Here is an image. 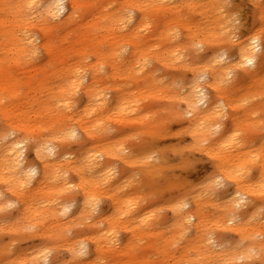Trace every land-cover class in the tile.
Segmentation results:
<instances>
[{"label":"bare ground","instance_id":"1","mask_svg":"<svg viewBox=\"0 0 264 264\" xmlns=\"http://www.w3.org/2000/svg\"><path fill=\"white\" fill-rule=\"evenodd\" d=\"M249 1L239 40L225 0H45L33 12L0 1V209L16 204L0 264H264V0ZM160 93L190 149L235 184L222 204L217 177L165 217L135 197V172L151 196L168 182L166 150L123 144L125 128L152 127ZM216 228L233 241L217 248Z\"/></svg>","mask_w":264,"mask_h":264},{"label":"rangeland","instance_id":"2","mask_svg":"<svg viewBox=\"0 0 264 264\" xmlns=\"http://www.w3.org/2000/svg\"><path fill=\"white\" fill-rule=\"evenodd\" d=\"M4 2L7 7H18L21 10L27 12H33L35 9L39 8L40 5L45 0H0ZM227 2L228 7L234 11V16L238 17L239 20L235 22V25H238L237 28L232 29V34L234 35V39L239 40L244 38L249 34V27L245 23L244 18L251 13L253 9V4L249 0H225ZM238 6V7H237ZM1 7V4H0ZM247 11V12H245ZM248 13V14H247ZM245 16V17H244ZM230 49L229 51H231ZM184 54L183 61L187 62L189 56L186 52L182 51ZM45 58V52L40 49L38 54L37 61L43 60ZM93 60V57L87 58L88 63ZM172 61V59H169ZM162 71V69H160ZM16 71V70H15ZM17 72L22 73L21 70ZM261 94L264 96V91H260ZM164 93H160L159 98L156 100V109L157 113L149 119L152 123V127L149 129H139L128 127L125 128L128 133L127 139L124 140L123 144L126 146V151H130L133 148L134 153L139 152H150L153 155L154 159H158L161 150H166L165 154L168 155L167 161V170L164 172L165 179L168 180L167 183L163 185L160 189H157L155 194L152 196L149 194V190L146 186L142 184L143 179L138 173H133L132 180L134 184L142 185L137 187L136 196L142 207H147L150 204L154 205L155 207H161L162 216L165 214H169V206L173 202L178 200L182 201H191L190 192L194 189L202 188L205 183L209 181H213L215 177L221 183L216 184L214 192L212 193L211 197L212 200L218 204H222L228 197L232 194L235 190V184L233 182L224 181L223 177H218L216 175L217 171L214 167L213 160L209 155L201 150H196L191 148V137L189 132L187 131V123L174 116H168L166 114L168 100L166 99ZM264 99V97H262ZM156 109L154 111H156ZM155 113V112H154ZM153 113V114H154ZM152 114V115H153ZM159 116H165L164 119H160ZM258 116V114L251 115V118L254 119ZM230 121L226 120V124L229 125ZM1 126V122H0ZM136 129L141 130L140 132ZM136 130V131H135ZM110 134V133H109ZM115 135V130L112 129L110 136ZM76 140H74L75 142ZM77 142V141H76ZM133 146V147H132ZM145 146V147H142ZM128 147V148H127ZM132 147V148H131ZM130 149V150H129ZM183 149L186 151V155L180 157L176 154L177 150ZM190 149V150H189ZM137 150V151H136ZM179 153V152H177ZM183 154V153H182ZM155 156V157H154ZM24 158L28 162L29 160H33L32 153L30 149H26L24 152ZM29 161V162H31ZM121 166V163L118 165ZM251 175H253V181L256 180L257 173L255 171H250ZM140 183V184H139ZM230 191L231 193L227 194ZM244 203V202H243ZM78 201L71 207V211L75 210L77 207ZM76 205V207H75ZM191 206V204H189ZM207 210L212 211L217 207V205L207 203L206 204ZM101 211L102 208H99ZM240 210H249V205L245 203L243 206L239 207ZM16 210V204L10 205L6 208L0 209V242L9 241L11 232L6 231L5 227L10 221V217L14 214ZM70 211V212H71ZM98 211V212H99ZM249 210L248 212H250ZM72 213V212H71ZM97 214V213H96ZM216 214L214 213V216ZM166 216V215H165ZM163 216V217H165ZM162 226V223L160 225ZM169 229V226H168ZM127 235V231L123 230L120 233L121 238H124ZM213 237L217 244V248H220L221 245H227L231 243L234 239L233 233L227 228H216L215 230L210 231L208 234ZM40 241L38 238H25L19 239L13 243V249L17 250H24L32 245L38 244ZM214 242V241H213ZM219 243V244H218ZM142 245L144 242L142 241ZM149 250L145 251L146 253ZM59 254L64 253L63 248L58 249ZM139 253V252H138ZM143 253V251H142ZM143 253V254H146ZM141 254V253H139ZM10 264H25L24 260H17L12 261Z\"/></svg>","mask_w":264,"mask_h":264},{"label":"snow or ice","instance_id":"3","mask_svg":"<svg viewBox=\"0 0 264 264\" xmlns=\"http://www.w3.org/2000/svg\"><path fill=\"white\" fill-rule=\"evenodd\" d=\"M247 63L251 64V63H253V61L249 60V61H247Z\"/></svg>","mask_w":264,"mask_h":264}]
</instances>
